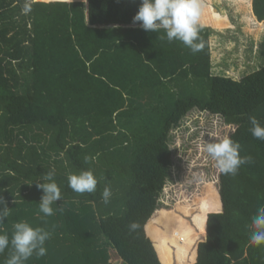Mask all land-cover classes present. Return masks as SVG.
I'll return each instance as SVG.
<instances>
[{
  "label": "trees",
  "instance_id": "obj_1",
  "mask_svg": "<svg viewBox=\"0 0 264 264\" xmlns=\"http://www.w3.org/2000/svg\"><path fill=\"white\" fill-rule=\"evenodd\" d=\"M222 1L203 0L212 4L201 24L212 28L214 52L218 30L229 26L213 7ZM87 2L31 0L24 15V0H0V195L10 209L0 233L11 237L20 221L51 232L47 254L25 264H111V250L122 264L169 262L168 244L156 247L148 226L175 163L170 134L200 112L221 117L251 161L236 175L220 173L222 210L206 223L199 214L206 235L193 264H264V245L250 243L252 217L264 205V141L250 131V117L264 126V65L240 81L215 76L210 30L202 28L204 47L194 54L163 29L133 24L142 0ZM237 2L262 27L264 0H253L256 25L251 0ZM254 44L259 57L264 40ZM53 169L63 199L44 217L36 184ZM89 169L96 192H73L68 175ZM212 207L203 201L204 213ZM10 254L0 253V264Z\"/></svg>",
  "mask_w": 264,
  "mask_h": 264
},
{
  "label": "rangeland",
  "instance_id": "obj_2",
  "mask_svg": "<svg viewBox=\"0 0 264 264\" xmlns=\"http://www.w3.org/2000/svg\"><path fill=\"white\" fill-rule=\"evenodd\" d=\"M227 1L230 0L222 1L221 4L227 3ZM221 4H219V10L223 6ZM214 9L218 8L214 7ZM215 11L218 14V10ZM230 14L229 19L227 18L228 15H223L224 20L229 21V23L231 20L232 25L235 26L236 23L233 24L236 22L235 19L232 21L235 16ZM223 16L221 15V17ZM249 21L252 20H248L249 34L243 32L242 29L246 25H242L239 32H224L219 35L223 39L229 40L226 42L225 52L218 53L219 57L216 51L212 54L214 49L210 47L215 74H218L217 71L222 64H217L216 60L219 59L220 61V58L226 59L225 65L221 68L226 74L223 77L234 76L232 79L235 81L242 80L253 70L264 65V51L259 57H257L255 50L254 53L252 51L251 58L248 56L246 46L248 45L250 48L255 45V42L264 40V33L259 39H256L258 34L264 31V24L259 27L260 25H256L257 22L254 20L256 26H251L252 23ZM233 36L234 38H232ZM226 52H228L227 55L224 54ZM230 135L231 127L225 125L221 117L200 112H194L180 127L171 132L170 146L176 155L175 163L166 187L161 193L159 208L148 226L149 232H151L150 236L154 239L156 247L162 239L168 244L166 248H168L170 256L167 258L169 262L165 264H193L197 258L198 242L206 235V228L201 223L203 220L199 218V214L206 223L209 212L222 210L220 173L215 168L211 158L203 151V145L205 140L209 139L208 136L230 138ZM185 197H190L189 200L192 202L186 204L188 201L184 202ZM203 201L206 202L207 206H213L205 213L202 211ZM110 256L111 264H122L113 250H111Z\"/></svg>",
  "mask_w": 264,
  "mask_h": 264
},
{
  "label": "clouds",
  "instance_id": "obj_3",
  "mask_svg": "<svg viewBox=\"0 0 264 264\" xmlns=\"http://www.w3.org/2000/svg\"><path fill=\"white\" fill-rule=\"evenodd\" d=\"M203 0H142L137 14L133 17V24L150 32L165 30L169 42L180 41L192 53L200 52L204 43L200 38L202 30L201 18L204 14ZM22 14L32 12L31 0H24ZM252 135L264 141V126H261L255 117H250ZM203 151L214 162L215 168L224 175H236L241 165L249 163L251 157L240 156V144L229 137L215 138L208 136ZM89 158H85L87 162ZM55 170L43 174V182L38 180L36 187L42 190L43 195L39 202V210L44 217L52 216L57 209L53 208L62 198L61 188L54 179ZM68 187L75 193H95L98 178L94 172L81 170L78 174H69ZM32 184V183H31ZM29 184V185H31ZM103 202L108 204L112 191L105 187L101 193ZM62 210V209H61ZM10 209L5 198L0 195V225L8 218ZM129 231L135 232L140 225L131 223ZM250 243L256 246L264 245V205L258 207L251 221ZM51 238V232L42 227H33L26 221L16 222L13 225L11 237L7 233H0V253L11 248V254L6 264H25L35 255L37 258L47 254L46 242Z\"/></svg>",
  "mask_w": 264,
  "mask_h": 264
},
{
  "label": "crops",
  "instance_id": "obj_4",
  "mask_svg": "<svg viewBox=\"0 0 264 264\" xmlns=\"http://www.w3.org/2000/svg\"><path fill=\"white\" fill-rule=\"evenodd\" d=\"M33 1L34 2H42V3H68V4H72V3H84L85 4V8H87V3H88L87 0H71V1H67V0H48V1H44V0H40V1L39 0H33ZM205 5H210V4H209V2H205ZM222 10L225 11V16L228 15L227 16L228 19L231 16L230 13H232V15L235 16V17H233V20L232 21H234V19H235L236 22H233V24L236 23V25L235 26L232 25L231 20H230V23L228 21L229 26H226V23H224L223 24L224 28L222 30H218V32H220L218 35L223 34L224 32H239L240 31L239 30L240 29V26H242V25H246L242 29L243 32H245L246 34H249V30H248L249 29V25H248V20L246 19V17H248L250 14H247L249 12V9L247 7L243 6L242 4H240L238 2L236 3V0H235L233 3L232 2H227V3L225 2L223 4V6H221V9L218 10V13L221 14V15H222ZM250 11L252 12L253 17L258 22V24H260V22L257 20V18L255 17V15L253 13V0H251V10ZM248 18L250 20V17H248ZM262 24H264V22ZM202 26H203L202 28L208 29V30H210V32H212V34L210 36V47L212 48V44H213V31H212V28H209V26H204L203 24H202ZM219 38H220V40H218V42H219L218 46H219V49L220 50H217L216 51V54L217 55H218L219 52H221V53L222 52H225V48H226V45H227L226 42L229 41V40L223 39L220 36H219ZM232 38H234V36ZM242 45H245V44L242 43ZM246 46H247V49H248V51H247L248 56L252 58V54L254 53V50H253L252 46L250 48H248V45H246ZM252 51H253V53H252ZM213 52H214V50H212V54H213ZM224 54L227 55L228 52H226ZM212 57H211V61H212L213 69H214V62H213ZM218 57H219V55H218ZM221 57H222V55H221ZM216 61H217V64H220V63H222V64L219 67L220 69H218V71H217L218 74H215L214 71H213V69H212V73L215 76H222L223 77V75L225 74V71H224V69L222 70L221 68H222L223 65H225L224 63H225L226 59L225 58H220V61H219V59L216 60ZM229 77L230 76H228V78ZM232 77H234V76H232ZM232 77H230V78H232Z\"/></svg>",
  "mask_w": 264,
  "mask_h": 264
}]
</instances>
